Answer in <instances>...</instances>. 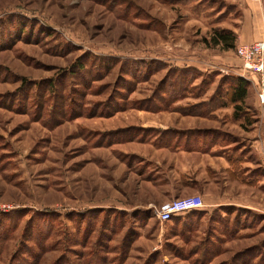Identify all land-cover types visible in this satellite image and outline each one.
I'll return each mask as SVG.
<instances>
[{"label":"rangeland","instance_id":"obj_1","mask_svg":"<svg viewBox=\"0 0 264 264\" xmlns=\"http://www.w3.org/2000/svg\"><path fill=\"white\" fill-rule=\"evenodd\" d=\"M248 4L0 0V264H264L259 77L205 42L214 28L246 32ZM183 67L195 72L179 90ZM237 76L239 117L218 105ZM200 133L247 160L250 186L188 146ZM220 192L176 223L155 217L163 202ZM240 192L250 207L233 204Z\"/></svg>","mask_w":264,"mask_h":264},{"label":"crops","instance_id":"obj_2","mask_svg":"<svg viewBox=\"0 0 264 264\" xmlns=\"http://www.w3.org/2000/svg\"><path fill=\"white\" fill-rule=\"evenodd\" d=\"M246 4H248V6L250 5L249 6V10H250L251 15H252V22H250L248 30L246 32L243 30L242 33L240 35H238V39H237V44L238 45H240V44H250V43H252L254 41H257V40H260V39L264 38V9H263V7H259L258 5H256V6L251 5L252 2H250V0H246ZM258 31H262L261 33H263V35H261V33L258 32ZM197 56H199V59H200V61L202 63L210 64V62H208V61H206L204 59L202 54H197ZM233 66H235L236 68L238 67V65L235 64V63L228 64L229 68L236 69ZM228 148H229L228 145H214V146L208 148L207 151H204L203 149H199L200 151H198V152H200L201 155H207L208 154L210 156H215L217 158H220L223 161V163L221 162V166L220 167H222L225 170L226 173H229V174L232 175V177H233L232 180L233 181L239 182L240 186H242V187L250 186V185H248V182H247L248 180L246 179L249 171L247 169L244 170L243 167H245V166H241L244 163H246L247 160L243 161L241 163V165L237 166V168L241 169V174L239 173L238 170H233V169H236V168L235 167L233 168L230 165V161H229V158H228L227 153H226V151H228ZM183 149H184V147H183ZM263 149H264V147H263ZM177 150H178V147H177ZM179 150H181V149L179 148ZM185 150L186 149H184L183 152L191 153L189 150H186V151ZM202 150H203V152H201ZM216 151H220V154L219 155H213L212 153H214ZM262 154L263 153H261V155H259L257 157V158L260 159V161L262 159L261 158ZM261 164H262V167L264 168V160L261 161ZM216 169H218V167L217 168L216 167H207L206 171L208 172V174L211 175V172L212 173L215 172ZM186 181L189 182V180H186ZM211 183L212 182H210L209 185ZM205 184H207V183H204L203 181L200 182L198 187L194 188L192 190V192H204V189H205L204 185ZM184 185H193V186H195V183L189 182V183H184ZM246 193L240 192V193L237 194V197H233L232 198V202H234L233 204L241 205V206H244V207H250V206H248L250 204L242 203L243 199L246 200L247 202L250 201V198L247 196ZM161 194H158V192H156L154 194L155 195L154 199L165 200V199L171 198V197L174 196L173 195L174 191L173 190L164 191V193L162 195ZM192 195H195V194H192ZM222 198L223 197H222L221 192H220L217 195H215V201H214L213 204H209L208 202L206 203V199L205 198H203V201H204L205 205H215L216 206V205L222 204ZM148 200H150V198H148ZM235 202H237V203H235Z\"/></svg>","mask_w":264,"mask_h":264},{"label":"trees","instance_id":"obj_3","mask_svg":"<svg viewBox=\"0 0 264 264\" xmlns=\"http://www.w3.org/2000/svg\"><path fill=\"white\" fill-rule=\"evenodd\" d=\"M236 41H237L236 33L234 31H232L230 29H226V28H214L212 30L208 40H205V42L208 45L218 46L221 49L226 50V51L231 50V49H235L237 46ZM174 69L177 70L178 72L182 73L181 74L182 78L179 79V82H178L179 90H181L183 87H185V83L189 82L191 80V78L194 77L193 72H195V71L191 67L174 68ZM185 77H188V79H185ZM247 87H248L247 81L245 79H243L242 77L237 76V77L232 78L231 84H230L229 89H228L227 96L221 98V99H226V100L225 101L222 100L220 102L221 104H218V105H224L227 102H229L234 107V110H233L234 115H237V117H239L237 114V110L238 109L240 110V107L246 98ZM203 134L204 133H200L198 135H196V134L193 135L195 138V141L190 138V140L188 141V146L191 145V146L197 147L199 150V149H204L207 147L210 148L214 145H225L223 142H219L218 138L215 139L213 137L203 135ZM193 136H191V137H193ZM175 140H176V138H175ZM175 140H172L171 143L175 142ZM171 143L168 142L167 145L169 146ZM173 145H174V143H173ZM185 145L186 144H185V140H184L183 146L186 147ZM234 151H235V149L232 146L231 147L229 146L228 151H226V153H227V156L229 158L231 167L237 168V166H239L244 161V159H239L237 156H234ZM239 173L241 174V169L239 170ZM246 179L247 180L251 179V176L249 173H248ZM194 211L196 212L199 210H191L189 212H194ZM189 212H187V213H189ZM180 216H182V215L173 216L169 221H167L165 223H169V222L176 223V220Z\"/></svg>","mask_w":264,"mask_h":264},{"label":"built area","instance_id":"obj_4","mask_svg":"<svg viewBox=\"0 0 264 264\" xmlns=\"http://www.w3.org/2000/svg\"><path fill=\"white\" fill-rule=\"evenodd\" d=\"M259 2L260 0H252ZM236 56L241 60L239 65L242 74L258 76V99L264 103V38L254 41L250 44H240L235 48ZM264 160V149L262 152ZM204 201L201 195H189L178 197L156 206L154 209L155 217L159 222L169 221L173 216L183 215L191 210H198L204 207Z\"/></svg>","mask_w":264,"mask_h":264}]
</instances>
